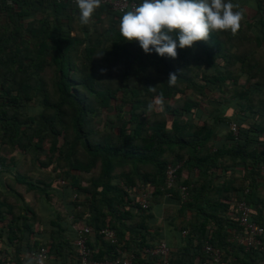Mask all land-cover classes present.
Returning a JSON list of instances; mask_svg holds the SVG:
<instances>
[{"label": "trees", "instance_id": "obj_1", "mask_svg": "<svg viewBox=\"0 0 264 264\" xmlns=\"http://www.w3.org/2000/svg\"><path fill=\"white\" fill-rule=\"evenodd\" d=\"M122 14L101 4L84 25L76 4L0 0V166L23 203L11 216L0 208V264H34L41 246L49 264H76L74 224L93 230V258H112L122 246L135 264L154 262L147 249L167 239L155 214L165 197L178 208L168 232L184 241L171 248L173 263L202 262L210 241L224 250L225 264H264L259 247L229 240L244 231L240 199L264 225V36L244 46L243 16L235 34L213 31L172 59L126 41ZM170 73L177 74L171 86ZM161 95L162 108L155 103ZM227 156L241 158L234 166L244 174L215 175ZM183 160L167 189L168 166ZM141 184L152 186L148 208L140 204ZM212 188L218 198H200ZM27 193L43 201L42 214ZM102 228L113 229L118 243Z\"/></svg>", "mask_w": 264, "mask_h": 264}, {"label": "clouds", "instance_id": "obj_2", "mask_svg": "<svg viewBox=\"0 0 264 264\" xmlns=\"http://www.w3.org/2000/svg\"><path fill=\"white\" fill-rule=\"evenodd\" d=\"M75 4L80 23L87 25L102 0H75ZM237 8L232 0H141L136 7L123 12L119 31L126 41L138 42L144 53L154 51L161 57L175 59L178 48H193L196 42H207L213 31L238 32L243 12ZM176 81L177 74L170 73L168 84L175 85ZM155 103L162 108L163 96Z\"/></svg>", "mask_w": 264, "mask_h": 264}, {"label": "built area", "instance_id": "obj_3", "mask_svg": "<svg viewBox=\"0 0 264 264\" xmlns=\"http://www.w3.org/2000/svg\"><path fill=\"white\" fill-rule=\"evenodd\" d=\"M58 2H69L75 4V0H56ZM262 1V17L264 19V0ZM102 4H106L109 8L115 12L123 13L124 11L131 10L139 3L136 0H102ZM231 129L234 134H238V128L236 123H231ZM185 160L179 161L176 164L169 165L166 170V188L171 189L176 184L178 170L183 166ZM264 171V170H263ZM64 183L63 180H60ZM141 198L140 204L144 208L150 206V198L152 197L151 184H141ZM180 190L182 192V198L184 200L189 196V190L187 185H181ZM246 193L249 192L247 188ZM171 195V193H169ZM239 213V224L244 228V231H239L230 236L229 240L244 246L247 250L253 247H259L264 252V225L252 220L253 211L248 201L243 198L237 203ZM72 217V215L70 216ZM76 231V237L74 244L78 249V262L76 264H135V255L130 253L125 247L118 246L116 248V254L112 258L96 259L93 258L92 248L89 245L90 236L93 230L89 225L74 224ZM99 233L104 238L110 240L113 243H118L116 232L110 228H102ZM148 252L155 256L154 262H145L143 264H175L172 262L171 247L165 240L158 242L155 247L147 249ZM205 253V259L198 264H225L224 263V250L212 244L210 241H206L203 246ZM49 251L46 246H41L34 252V264H49Z\"/></svg>", "mask_w": 264, "mask_h": 264}, {"label": "crops", "instance_id": "obj_4", "mask_svg": "<svg viewBox=\"0 0 264 264\" xmlns=\"http://www.w3.org/2000/svg\"><path fill=\"white\" fill-rule=\"evenodd\" d=\"M234 4L238 5V7L241 9V11L243 12V16H245V22L243 24L245 28V25H249V31L248 33H246L249 38V40L247 41L246 39H244V41H241L242 44L244 46L246 45H250L252 42L251 36L254 37V39H257L258 37H262L264 36V25L261 24V17L259 15V11L261 9V4H260V0H234ZM249 22V23H248ZM247 32V31H246ZM239 42V41H237ZM235 46L237 47V44H235ZM236 47H234L236 49ZM250 47V46H247ZM247 47H244L242 49V52L244 54V52H248L247 51ZM259 53L262 52L263 53V57H264V47L263 49L258 51ZM249 53V52H248ZM250 54V53H249ZM223 142H225V137ZM222 142V143H223ZM219 146L220 143H217ZM215 149V147H214ZM213 149V150H214ZM241 160V158H231L230 156H227L225 159H221V162L223 164L222 167L216 169L215 175L218 174L220 175V179H222L223 177L226 176V172L230 174H234L236 176H241V174H244V171L240 164L237 166H234L235 163L239 162ZM264 173V172H262ZM13 185V176L12 174H10V171H8V169L5 168H1L0 166V208L5 212L4 216H11V214H9V211H11L12 207L15 206L16 207V211L18 212L20 210V208H22L21 206H23V203H20L18 201V198L14 196L13 190H11V186ZM18 190L20 192H26V188L24 186H19ZM261 192L264 194V181L261 185ZM26 198H30L31 203L33 205L36 206V209L38 211L39 214H42L43 212V208L41 209V203L43 202L42 200L38 201L35 200L34 196L31 197V195H29V193L26 194ZM204 195L211 197L212 199H216L218 198L219 195V190H216V188H212L209 189L208 191H206L202 196H200V198H203ZM165 201L164 203L156 209L155 214L157 215V221L156 224L159 226H163L164 227V233L166 232V236L167 239H161V240H165L167 241V243H169L171 245V248L173 249V252L175 253L178 250V247H182V245L184 244L183 240V235L180 234H173L168 232L170 229H173V225H172V221L174 219V217L178 216L177 215V205L173 204V202H171L167 197L164 198ZM23 209V208H22ZM21 213L23 214V211H21ZM188 216H194V214L196 212L193 213V211L188 210L187 212ZM180 221L182 219H184V217H180ZM37 229H41L40 226L37 227ZM94 236V234L92 235ZM91 236V237H92ZM5 245V243H3V246ZM55 260V259H54ZM61 260V259H59ZM58 264V263H57Z\"/></svg>", "mask_w": 264, "mask_h": 264}]
</instances>
